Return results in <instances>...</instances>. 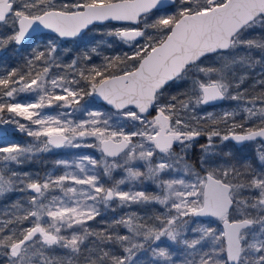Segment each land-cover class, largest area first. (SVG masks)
I'll return each instance as SVG.
<instances>
[{
	"label": "snow or ice",
	"instance_id": "snow-or-ice-1",
	"mask_svg": "<svg viewBox=\"0 0 264 264\" xmlns=\"http://www.w3.org/2000/svg\"><path fill=\"white\" fill-rule=\"evenodd\" d=\"M10 46L0 264H264V0H0Z\"/></svg>",
	"mask_w": 264,
	"mask_h": 264
},
{
	"label": "rangeland",
	"instance_id": "rangeland-1",
	"mask_svg": "<svg viewBox=\"0 0 264 264\" xmlns=\"http://www.w3.org/2000/svg\"><path fill=\"white\" fill-rule=\"evenodd\" d=\"M69 47H75V45L69 43L68 44ZM236 102L234 101H224V103L222 105H220L219 107H217L215 110L216 111H221L227 108H230L232 105H234ZM209 111H212L213 108L208 109ZM45 111L47 112H54L55 109H46ZM241 118L237 117V122H240ZM9 139L11 141L17 142V143H21L24 144L26 142L31 141L30 137H27L26 135H24L23 133H18V132H13ZM201 143L204 142L203 138H201ZM198 148V146H196ZM228 147L233 149V151L236 152L237 156L240 157L241 159L243 158H248V159H254L255 155H256V148L258 147L257 143L252 142V143H246L242 146H234L231 144V142H229ZM199 149L197 151H195V147L193 149V153H194V159L196 156L199 155ZM77 154H95L97 157H99V152L96 151L95 149L92 148H81V149H56L51 153H44L42 155H40L37 159H35L34 161L30 162V163H26L24 164L19 170L20 171H28L26 168L29 169H34V171L36 172V175L38 174L41 177V174L43 173V171L40 173V171L38 170L41 167H44V173H51V172H59V169H56L54 166V161L58 160V159H75ZM117 178L119 177V173H116ZM149 191L151 192H155V186H147ZM139 210V209H136ZM124 211L122 209H117L118 214L120 215L121 212ZM214 227L217 228H222V224L220 222H216L214 225Z\"/></svg>",
	"mask_w": 264,
	"mask_h": 264
},
{
	"label": "trees",
	"instance_id": "trees-1",
	"mask_svg": "<svg viewBox=\"0 0 264 264\" xmlns=\"http://www.w3.org/2000/svg\"><path fill=\"white\" fill-rule=\"evenodd\" d=\"M12 48H14V46H10L9 49L6 50V55L4 57H0V66L7 65L8 68H11V67H17L19 64L22 63V61H20L19 58L16 56V54L12 51ZM116 50H117V46H114V48L112 50H109L108 54H111V52L116 51ZM120 50L127 51V48H122ZM96 62L98 63L99 60H97ZM258 70L259 69H257V71ZM251 84H252V79L250 78L249 81L243 87H249ZM256 91H259V88H257ZM249 94H252L251 90H250ZM197 150H198V148L195 147V151H197ZM26 169L28 170L27 172L33 174V176L36 175V172L34 171V169H32V170L29 169V168H26ZM38 170L40 171V173L43 171V173L41 174V178H43L44 175H45V173H44L45 168L41 167ZM17 196H23V194L22 193H15V194L7 197V199H5L3 201H0V208H3L5 204H7L9 201L15 199ZM116 214H118L117 211L115 213L107 212L106 213V218L107 219H112ZM100 219L101 218L98 217L97 221H91L89 223L94 228H101V227H103V225L98 223V221ZM25 226H27V223L25 224Z\"/></svg>",
	"mask_w": 264,
	"mask_h": 264
},
{
	"label": "water",
	"instance_id": "water-1",
	"mask_svg": "<svg viewBox=\"0 0 264 264\" xmlns=\"http://www.w3.org/2000/svg\"><path fill=\"white\" fill-rule=\"evenodd\" d=\"M223 102H224V101H223ZM223 102H221L220 105H221ZM238 146H240V145H238Z\"/></svg>",
	"mask_w": 264,
	"mask_h": 264
},
{
	"label": "flooded vegetation",
	"instance_id": "flooded-vegetation-1",
	"mask_svg": "<svg viewBox=\"0 0 264 264\" xmlns=\"http://www.w3.org/2000/svg\"><path fill=\"white\" fill-rule=\"evenodd\" d=\"M241 146V145H240ZM238 147V146H237Z\"/></svg>",
	"mask_w": 264,
	"mask_h": 264
}]
</instances>
